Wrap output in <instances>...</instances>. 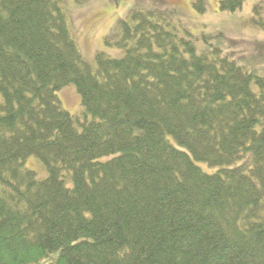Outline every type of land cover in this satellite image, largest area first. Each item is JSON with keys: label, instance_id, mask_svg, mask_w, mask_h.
I'll return each mask as SVG.
<instances>
[{"label": "trees", "instance_id": "trees-1", "mask_svg": "<svg viewBox=\"0 0 264 264\" xmlns=\"http://www.w3.org/2000/svg\"><path fill=\"white\" fill-rule=\"evenodd\" d=\"M64 1L0 0V264H264V78L148 9L91 65Z\"/></svg>", "mask_w": 264, "mask_h": 264}, {"label": "rangeland", "instance_id": "rangeland-1", "mask_svg": "<svg viewBox=\"0 0 264 264\" xmlns=\"http://www.w3.org/2000/svg\"><path fill=\"white\" fill-rule=\"evenodd\" d=\"M219 1L203 0V12L194 7V0H85L80 4L65 0L63 7L78 49L91 65H95L98 52L122 57L124 49L115 45L119 20L127 19L132 10L148 9L161 11L168 17L179 33L192 40L197 53L213 58L214 49H218L221 55L229 56L248 72L264 78V26L251 20L257 5L263 6L260 17H264V0H244L241 8L233 12L219 10ZM56 96L61 106L79 122L91 119L84 112L74 84L57 90ZM196 164L211 171L204 162ZM25 166L39 177L45 176L37 158H27Z\"/></svg>", "mask_w": 264, "mask_h": 264}]
</instances>
